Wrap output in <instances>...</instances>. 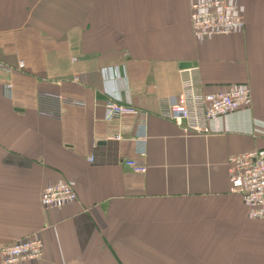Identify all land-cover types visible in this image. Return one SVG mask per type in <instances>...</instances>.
Instances as JSON below:
<instances>
[{"label": "crops", "instance_id": "obj_1", "mask_svg": "<svg viewBox=\"0 0 264 264\" xmlns=\"http://www.w3.org/2000/svg\"><path fill=\"white\" fill-rule=\"evenodd\" d=\"M194 1L0 0V62L13 68L0 70V245L43 243L17 264H264V219L228 170L264 146V0H232L243 29L208 38L192 34ZM188 74L203 93L247 85L252 104L186 135L161 112ZM108 99L147 114L144 157L141 115L107 118ZM59 181L77 200L42 207Z\"/></svg>", "mask_w": 264, "mask_h": 264}, {"label": "built area", "instance_id": "obj_2", "mask_svg": "<svg viewBox=\"0 0 264 264\" xmlns=\"http://www.w3.org/2000/svg\"><path fill=\"white\" fill-rule=\"evenodd\" d=\"M189 21L193 36L208 38L227 35L243 29L244 20L239 6L232 0H196L190 4ZM23 61L17 62L15 69H22ZM188 69V68H187ZM0 70L10 75L13 68L0 62ZM77 81L79 78L74 77ZM6 94L10 95L12 83L3 84ZM81 105V102L72 101ZM166 108L161 116L179 125L186 135H208L209 122L227 112L248 107L252 104L250 89L247 85L229 88L215 93L199 91L188 74L182 77L181 90L167 98ZM107 118L125 113L140 114V130L135 138L136 155L145 156L146 113L123 106L110 99L105 102ZM115 139H120L116 136ZM91 161V158H89ZM123 164L135 173H143L146 167L134 157L127 158ZM230 191L240 195L247 214L252 219H264V146L237 155L228 160ZM77 200L71 184L65 181L54 182L43 188L40 204L44 208H59ZM43 243L37 237H29L12 243L0 245V262L17 264L23 260H38L42 257Z\"/></svg>", "mask_w": 264, "mask_h": 264}, {"label": "rangeland", "instance_id": "obj_3", "mask_svg": "<svg viewBox=\"0 0 264 264\" xmlns=\"http://www.w3.org/2000/svg\"><path fill=\"white\" fill-rule=\"evenodd\" d=\"M176 207H177V206H176ZM174 211H175V212L177 211L175 207L170 208L168 212H174ZM191 212H193V211L191 210Z\"/></svg>", "mask_w": 264, "mask_h": 264}, {"label": "water", "instance_id": "obj_4", "mask_svg": "<svg viewBox=\"0 0 264 264\" xmlns=\"http://www.w3.org/2000/svg\"><path fill=\"white\" fill-rule=\"evenodd\" d=\"M181 67H182V68H187V67H189V64H186V63L181 64Z\"/></svg>", "mask_w": 264, "mask_h": 264}]
</instances>
